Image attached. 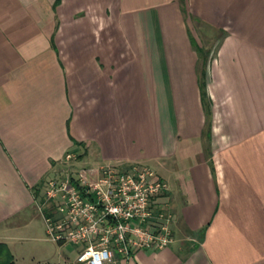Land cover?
Returning a JSON list of instances; mask_svg holds the SVG:
<instances>
[{"label":"crops","instance_id":"1","mask_svg":"<svg viewBox=\"0 0 264 264\" xmlns=\"http://www.w3.org/2000/svg\"><path fill=\"white\" fill-rule=\"evenodd\" d=\"M101 165L153 170L173 216L169 246L109 264H264V0H0V243L16 264L75 263L40 206L50 180Z\"/></svg>","mask_w":264,"mask_h":264},{"label":"built area","instance_id":"2","mask_svg":"<svg viewBox=\"0 0 264 264\" xmlns=\"http://www.w3.org/2000/svg\"><path fill=\"white\" fill-rule=\"evenodd\" d=\"M98 172L93 181L70 175L50 180L40 206L49 239L82 247L74 264H109L116 253L129 259L173 242V216L157 206L165 181L138 165H101Z\"/></svg>","mask_w":264,"mask_h":264},{"label":"trees","instance_id":"3","mask_svg":"<svg viewBox=\"0 0 264 264\" xmlns=\"http://www.w3.org/2000/svg\"><path fill=\"white\" fill-rule=\"evenodd\" d=\"M0 264H16L6 246L0 243Z\"/></svg>","mask_w":264,"mask_h":264},{"label":"rangeland","instance_id":"4","mask_svg":"<svg viewBox=\"0 0 264 264\" xmlns=\"http://www.w3.org/2000/svg\"><path fill=\"white\" fill-rule=\"evenodd\" d=\"M45 236L47 237L46 231H45ZM66 253H67V251H66ZM20 264H22V263L20 262ZM27 264H35V263H31L30 261H28Z\"/></svg>","mask_w":264,"mask_h":264}]
</instances>
